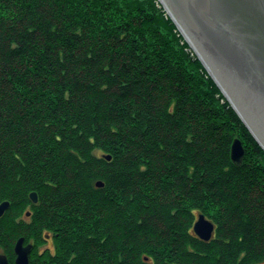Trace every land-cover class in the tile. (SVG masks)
<instances>
[{"label":"trees","instance_id":"trees-1","mask_svg":"<svg viewBox=\"0 0 264 264\" xmlns=\"http://www.w3.org/2000/svg\"><path fill=\"white\" fill-rule=\"evenodd\" d=\"M2 200L9 264H264V150L155 0H0Z\"/></svg>","mask_w":264,"mask_h":264},{"label":"water","instance_id":"water-1","mask_svg":"<svg viewBox=\"0 0 264 264\" xmlns=\"http://www.w3.org/2000/svg\"><path fill=\"white\" fill-rule=\"evenodd\" d=\"M165 13L238 114L247 130L264 150V0H158ZM231 160L239 165L244 149L233 139ZM110 159V155L104 156ZM97 186L103 182L98 180ZM32 202L38 197L29 193ZM9 201L0 202V216ZM29 212H26L28 215ZM214 224L199 213L192 230L210 239ZM18 237L14 264H28L32 243ZM0 264H9L0 253Z\"/></svg>","mask_w":264,"mask_h":264},{"label":"rangeland","instance_id":"rangeland-1","mask_svg":"<svg viewBox=\"0 0 264 264\" xmlns=\"http://www.w3.org/2000/svg\"><path fill=\"white\" fill-rule=\"evenodd\" d=\"M156 1V3L158 4V5H161V3L160 2H158L157 0H155ZM164 11V10H163ZM164 13H165V11H164ZM168 13H166V15H167ZM177 31H179L178 29H177ZM180 33V32H179ZM191 48V47H190ZM222 93V92H221ZM229 103V102H228ZM252 135V134H251ZM253 137V136H252ZM255 140V139H254ZM258 143V142H257ZM260 146V145H259ZM262 148V147H261ZM263 149V148H262ZM46 246H50L51 247V242L50 241H48L47 243H46V245H40L38 248H39V250H42V249H44ZM1 253V252H0ZM4 253V252H3Z\"/></svg>","mask_w":264,"mask_h":264},{"label":"bare ground","instance_id":"bare-ground-1","mask_svg":"<svg viewBox=\"0 0 264 264\" xmlns=\"http://www.w3.org/2000/svg\"><path fill=\"white\" fill-rule=\"evenodd\" d=\"M243 122V121H242ZM244 124V123H243ZM246 127V126H245ZM247 129V128H246ZM29 212V211H28ZM202 213V212H201ZM199 214V213H198ZM203 214V213H202ZM204 215V214H203ZM198 216V215H197ZM197 216H196V218H195V221L197 220ZM205 216V215H204ZM23 237V236H22ZM25 239V238H24ZM24 242H25V240H24ZM26 243V242H25ZM27 243H31V242H27ZM15 244V243H14ZM14 247V246H13ZM32 247H33V244H32ZM32 249V248H31ZM32 251V250H31ZM31 253V252H30ZM8 260V259H7Z\"/></svg>","mask_w":264,"mask_h":264}]
</instances>
